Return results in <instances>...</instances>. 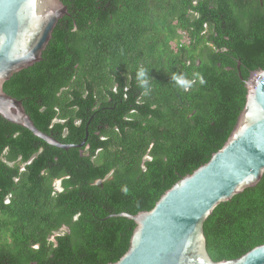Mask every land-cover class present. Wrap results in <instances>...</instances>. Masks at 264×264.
Wrapping results in <instances>:
<instances>
[{
    "label": "trees",
    "instance_id": "obj_1",
    "mask_svg": "<svg viewBox=\"0 0 264 264\" xmlns=\"http://www.w3.org/2000/svg\"><path fill=\"white\" fill-rule=\"evenodd\" d=\"M60 1L68 15L41 60L3 91L42 133L84 144L52 147L0 117V264L118 261L135 225L116 215L149 211L206 163L237 123L244 80L264 69V0ZM203 233L214 262L264 244V173Z\"/></svg>",
    "mask_w": 264,
    "mask_h": 264
},
{
    "label": "water",
    "instance_id": "obj_2",
    "mask_svg": "<svg viewBox=\"0 0 264 264\" xmlns=\"http://www.w3.org/2000/svg\"><path fill=\"white\" fill-rule=\"evenodd\" d=\"M66 15L60 0H0V117L63 150L84 142L62 144L39 131L3 84L41 60L54 27ZM244 86L243 109L222 147L167 189L149 211L116 215L135 227L127 251L108 264H264V244L236 259L212 261L203 233L217 205L256 185L264 173V69L251 73Z\"/></svg>",
    "mask_w": 264,
    "mask_h": 264
},
{
    "label": "clouds",
    "instance_id": "obj_3",
    "mask_svg": "<svg viewBox=\"0 0 264 264\" xmlns=\"http://www.w3.org/2000/svg\"><path fill=\"white\" fill-rule=\"evenodd\" d=\"M135 79L138 83V86L145 90V92L150 91L151 89V79L152 77L149 75V72L143 68V67H139L136 69L135 72ZM178 83L180 84L181 87H186L188 86V81L180 78Z\"/></svg>",
    "mask_w": 264,
    "mask_h": 264
},
{
    "label": "flooded vegetation",
    "instance_id": "obj_4",
    "mask_svg": "<svg viewBox=\"0 0 264 264\" xmlns=\"http://www.w3.org/2000/svg\"><path fill=\"white\" fill-rule=\"evenodd\" d=\"M56 182H58L59 189H57V188L55 187V184H54V187H55L56 190H60V182H59V181H56ZM56 182H55V183H56ZM48 240H49L50 242H53V233H52L51 236L48 238Z\"/></svg>",
    "mask_w": 264,
    "mask_h": 264
},
{
    "label": "rangeland",
    "instance_id": "obj_5",
    "mask_svg": "<svg viewBox=\"0 0 264 264\" xmlns=\"http://www.w3.org/2000/svg\"><path fill=\"white\" fill-rule=\"evenodd\" d=\"M184 41H185V39H184ZM55 187H56L57 189H59L58 182L55 183Z\"/></svg>",
    "mask_w": 264,
    "mask_h": 264
}]
</instances>
